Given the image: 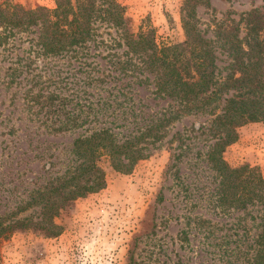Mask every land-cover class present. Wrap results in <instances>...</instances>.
Instances as JSON below:
<instances>
[{"label":"trees","instance_id":"obj_1","mask_svg":"<svg viewBox=\"0 0 264 264\" xmlns=\"http://www.w3.org/2000/svg\"><path fill=\"white\" fill-rule=\"evenodd\" d=\"M199 3L209 7L208 0L182 4L181 42L158 44L151 27L130 31L117 0H52L51 6L34 7L0 2V73L9 104L20 99L32 134H73L61 146L43 139L36 155L41 171L32 178L36 187L0 215L1 238L23 230L56 236L59 213L104 187L103 164L129 173L164 144L166 170L174 175L184 158H202L206 165L178 185L186 210L195 207L196 197L216 217L229 220V232L217 246L220 264H264V176L257 166L231 167L222 158L237 127L264 120V0L261 10L242 12L237 21L226 11L214 22L229 56L223 77L217 74L214 42L197 28ZM185 116L204 120L173 128ZM3 120L4 133L14 138L26 129L9 117ZM34 206V218L17 217ZM215 226L187 216L177 239L188 242L193 230L205 231L206 239ZM128 264L139 262L129 258Z\"/></svg>","mask_w":264,"mask_h":264},{"label":"rangeland","instance_id":"obj_2","mask_svg":"<svg viewBox=\"0 0 264 264\" xmlns=\"http://www.w3.org/2000/svg\"><path fill=\"white\" fill-rule=\"evenodd\" d=\"M9 1L24 7L52 5V0ZM117 1L124 6V17L133 33L148 26L158 44L184 39L180 17L184 0ZM208 4L209 7L200 3L195 6V20L203 36L214 42L217 74L223 77L229 56L214 31V22L224 18L226 11L237 21L242 12L261 10L263 0H208ZM19 101L18 98L9 104V91L1 84L0 73V215L27 200L28 192L36 187L32 178L41 171L42 161L36 155L46 143L43 139L61 146L73 136L32 134L34 127L23 120ZM164 104L159 102L160 106ZM16 116L20 121L14 119ZM4 117L26 129L15 138L4 133L8 126ZM203 120L201 116H185L174 122L173 128ZM235 131V140L222 152L223 160L231 167L244 163L257 166L264 176V120L245 123ZM3 143L7 148H2ZM168 164L169 151L164 144L138 160L129 173L116 172L103 164L104 187L75 199L59 213L55 218L61 227L59 234L45 237L38 230H23L0 237V264H128L129 258L139 264H220L217 246L223 234L229 232L225 229L229 220L216 217L196 197L192 201L195 207L186 210L178 185V179L195 177L197 169L205 171L204 161L194 158L188 162L184 158L177 164L176 175L166 170ZM37 212V206L29 207L17 217L34 218ZM187 216H200L216 226L206 239L205 231L193 230L188 233V242L181 243L177 238ZM222 222L225 224L221 227Z\"/></svg>","mask_w":264,"mask_h":264}]
</instances>
